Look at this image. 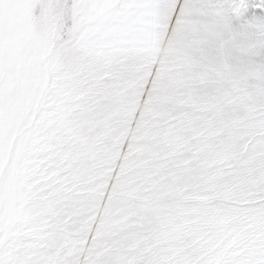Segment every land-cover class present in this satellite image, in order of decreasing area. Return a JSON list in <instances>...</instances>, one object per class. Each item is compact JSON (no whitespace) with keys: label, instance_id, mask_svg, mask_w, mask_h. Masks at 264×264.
<instances>
[{"label":"snow or ice","instance_id":"6c2138e0","mask_svg":"<svg viewBox=\"0 0 264 264\" xmlns=\"http://www.w3.org/2000/svg\"><path fill=\"white\" fill-rule=\"evenodd\" d=\"M0 264H264V0H0Z\"/></svg>","mask_w":264,"mask_h":264}]
</instances>
